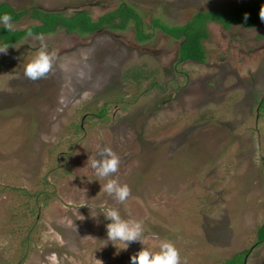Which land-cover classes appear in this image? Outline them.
Here are the masks:
<instances>
[{
	"label": "rangeland",
	"instance_id": "obj_1",
	"mask_svg": "<svg viewBox=\"0 0 264 264\" xmlns=\"http://www.w3.org/2000/svg\"><path fill=\"white\" fill-rule=\"evenodd\" d=\"M246 1L0 0L27 11L15 31L38 25L33 10L84 11L97 21L124 4L151 36L138 43L132 20L83 36L56 29L44 34L52 71L36 81L24 68L40 41L24 36L0 53V264H131L165 240L181 264H220L245 250L243 264H264V242L255 245L264 221V116L256 109L264 41L241 43L211 28L204 63L178 62V41L150 28ZM98 145L120 158L109 178L129 186L123 204L100 191L106 180L87 164ZM41 191L26 217L27 198ZM110 208L142 222L143 244L123 250L107 241Z\"/></svg>",
	"mask_w": 264,
	"mask_h": 264
},
{
	"label": "trees",
	"instance_id": "obj_2",
	"mask_svg": "<svg viewBox=\"0 0 264 264\" xmlns=\"http://www.w3.org/2000/svg\"><path fill=\"white\" fill-rule=\"evenodd\" d=\"M123 5L124 4H121L118 8L110 11L112 12L110 14H104L103 17L100 18V20H97L99 22L91 21L90 17L87 16L84 11L74 12L70 17H66L62 16L59 13L53 14L33 10L30 12V19L38 21V25H31L23 30L18 31H7L4 27H0V45H13L17 43L24 36H28L27 33L29 32V30L33 33V35H44L53 33L56 29H64L67 33H75L78 36H83L101 29L103 24L109 25V28L113 27V30H116L118 25L122 27L130 20L133 21L135 31L139 32V34L135 36V39L137 40V42L145 43L146 41H148L149 37L147 34H142L140 31V18L137 16L132 7H123ZM262 5H264V0H250L240 6L223 7L210 12H202V16L199 15L198 18L196 17L197 14H195L192 17V20L185 25L181 27H171V29H166L165 32H162L169 35L172 39L179 41L177 50L178 62L190 61L202 63V61H204V49L201 45V41H203L202 39L206 38V34L204 33L202 26L207 20H216L222 23L225 27L234 22L239 23L245 27H250L253 26L258 20H260L259 10ZM6 12L11 14L12 22L16 21L27 13L26 10L16 12L9 5L0 3V15ZM117 12H121L122 15L119 16ZM206 13H208V15L218 13V16L211 17L206 15ZM245 13H247L249 17L246 22L243 19ZM114 19H116L118 25H116L117 23H114ZM157 21V29L161 30L162 27H159V25L163 27L164 25L160 23L159 20ZM256 109L258 115L264 116V94L258 101ZM104 111L105 109L102 108L99 114H102ZM41 195H43V191H41L38 197L33 196L34 198H27V202L24 205L26 217L32 215V210H34L35 205L38 201L42 200ZM24 240L25 238L21 239L22 245L24 244ZM263 242L264 221L255 230V245L258 246ZM247 253V250L236 253L228 259L223 260L220 264H243Z\"/></svg>",
	"mask_w": 264,
	"mask_h": 264
},
{
	"label": "clouds",
	"instance_id": "obj_3",
	"mask_svg": "<svg viewBox=\"0 0 264 264\" xmlns=\"http://www.w3.org/2000/svg\"><path fill=\"white\" fill-rule=\"evenodd\" d=\"M248 18V14L245 13L243 17L244 21L246 22ZM259 18L261 22H264V5L260 7ZM0 23L4 25L7 31L14 30L11 14L6 12L0 15ZM27 35L40 41L41 48L34 59L25 65L24 76L32 81L46 78L52 71L55 54H49L46 51L47 46L44 44L45 38L43 34L33 36V33L29 30ZM9 47V45L0 46V53L7 54ZM120 163L119 156L110 147H102L99 145L97 146L95 157L89 156L87 161L88 166L94 170L95 176L99 179L106 180V183L103 184L100 191L111 196L117 203L123 204L131 194L129 186L127 184L121 185L115 178H109L118 172ZM103 215L106 220L110 221L106 225L107 241H110L116 247V242H119L123 245L119 249L123 250H126L132 242H140L143 244L142 222L122 219L119 211L114 208L108 209ZM130 261L131 264H181V257L174 244L165 240L160 242L158 252L153 253L144 247L132 255ZM184 264H186V261Z\"/></svg>",
	"mask_w": 264,
	"mask_h": 264
},
{
	"label": "crops",
	"instance_id": "obj_4",
	"mask_svg": "<svg viewBox=\"0 0 264 264\" xmlns=\"http://www.w3.org/2000/svg\"><path fill=\"white\" fill-rule=\"evenodd\" d=\"M250 1V0H249ZM248 2V1H246ZM244 2V3H246ZM244 3L240 4V5H243ZM240 5H235L234 7L236 6H240ZM226 7H232V6H226ZM223 8V7H221ZM217 9H220V8H216L214 10H217ZM210 11H213V10H209V11H204V12H210ZM198 13H202V12H196V13H193L190 18L185 21L183 24H179V25H167V24H163L164 26H171V27H181L183 25H185L186 23H188L189 21L192 20V17L195 15V14H198ZM203 31L204 33L206 34V38L205 39H202L203 41H201V45L204 49V53H203V56L206 55V50L204 48V42H206V40H210V32L209 30L211 28H214V30L221 34V35H227L229 37V40H241V43H243V40H253L255 42L257 41H264V22H261V20H258L253 26H250V27H245L239 23H230L228 26H224L222 23L216 21V20H207L203 26ZM156 30L157 32H159L162 36L166 37L168 40H173V41H178V40H175V39H172L169 35L161 32L159 29L155 28V27H152L151 29V33L152 31ZM150 39V34L146 33ZM227 36H224L222 38H220L218 36V40H226ZM180 40V39H179ZM139 43V42H138ZM178 46H179V41H178ZM261 46L264 48V43L262 42ZM177 50H178V47H177ZM245 51V50H244ZM243 56L246 55V53H242ZM247 56V55H246ZM245 56V58H247ZM204 61H205V57H204ZM204 61H202V63H196V62H191V63H196V64H203ZM185 62H190V61H185Z\"/></svg>",
	"mask_w": 264,
	"mask_h": 264
},
{
	"label": "flooded vegetation",
	"instance_id": "obj_5",
	"mask_svg": "<svg viewBox=\"0 0 264 264\" xmlns=\"http://www.w3.org/2000/svg\"><path fill=\"white\" fill-rule=\"evenodd\" d=\"M240 53V52H239ZM246 56V55H245ZM246 57H248V55L246 56Z\"/></svg>",
	"mask_w": 264,
	"mask_h": 264
}]
</instances>
